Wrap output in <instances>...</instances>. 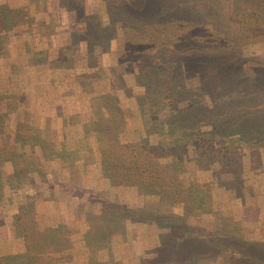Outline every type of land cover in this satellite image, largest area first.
Masks as SVG:
<instances>
[{"label": "trees", "instance_id": "trees-1", "mask_svg": "<svg viewBox=\"0 0 264 264\" xmlns=\"http://www.w3.org/2000/svg\"><path fill=\"white\" fill-rule=\"evenodd\" d=\"M32 1L37 0H28V2ZM58 1L61 5L60 11L65 13V17L69 22L79 26L78 29L72 30L79 32L72 33L73 37L71 39L76 44L71 47V52L80 50L83 54L91 53L94 47L89 41H86V35L94 33L97 34L103 46L108 48L115 45L119 58L123 57L126 61L134 64L137 71L135 85L124 83L121 77L123 81L121 80L120 88L113 89L111 86H107L106 88L110 89L105 88L99 94V107H90L94 127L90 137L99 157L98 165L102 169V173L104 172L108 176L109 188L104 193L102 192L105 199H101L96 195L91 198L84 197V193L90 190L83 188L81 184L74 182V180V187H70L67 202V207L73 206L80 209V217L88 223L89 228L92 224L97 223V230L87 229L85 231L84 236L89 240L87 242L93 246L95 252H100L103 249L107 251L109 261L110 237L114 231L121 227V223L115 217L116 208L121 205L128 214H139L142 217V225L152 226L154 224L156 227L157 243L152 248L157 252V255L141 257L138 264H197V261L205 256L201 249L208 247H212L217 251H226L230 263L264 264V237L251 236L248 230L245 231L234 220L225 222L222 220L224 215L219 219L220 225L227 229L220 230L217 239H225V243H222V240L214 242L212 237H209L205 232L195 234L192 229L173 230L176 221L182 224V216L187 208L192 206L200 209L204 208V197L208 193V190L205 189L207 181L200 180L196 176L200 169H204L199 163L202 160L198 161V159H206L207 156L218 151L211 147L212 143H216L212 140L214 138L223 139L227 144V146L226 144L223 145L227 152L224 149H219V152L224 156L227 153H233L234 157H237V151L233 152V148L235 149L236 146L244 143L253 146L260 142V136L264 133L262 130L264 129V111H262L264 100L261 99L263 96L253 90V84L242 86L245 81L242 76L238 79L241 81L243 79V81L238 84V87L234 88L226 83L227 75L223 73L217 75L216 79L211 80V86L207 84L208 79L206 78L207 92L209 94L212 91L215 92L211 96L212 101L209 100L211 105L207 106L210 109H205L210 113L209 118L204 119V122L200 119L199 113L192 107L194 104L191 103L190 98L184 97L190 90L181 82L183 78L179 82L182 87L176 88L175 86L178 84L179 76H181L179 68L185 74L187 70L183 62L176 61L183 60L188 57L187 55H191L184 51L188 48V42L185 39L189 38L192 41L194 35L203 39L199 33V30L203 28L197 19L198 16L193 15L192 12L184 11V7L179 0H153L155 2L152 8L153 14L146 13L145 8L136 7L137 0H102L104 3L103 14L86 11L84 0ZM40 5L39 11L41 13L36 16L41 18L43 13H49L51 20L56 21L57 12L51 10L47 5ZM257 9L264 17V0ZM202 10L207 11L206 7H202ZM149 15H154V21L149 19ZM0 18L10 27L9 9L4 1H0ZM11 22L15 23V21ZM36 23L42 24V19H37ZM30 26L32 30V25ZM117 26L120 33L117 32ZM153 28H157L159 33L162 32L161 40H158V43L148 38V36L154 35L152 33ZM158 31L157 34H159ZM6 36L8 37L6 39L11 41L15 35L9 32V35L6 33ZM4 37L0 32V39L3 42L6 40ZM39 37L40 42L46 40V44H51V34L49 36L46 35V32H43V35L41 33ZM8 40L7 51L10 53ZM153 46L157 50L149 52L148 50L153 49ZM30 47L31 45L28 42L24 43V48L29 54ZM62 53L61 51L59 55H54L50 63H44L37 68L28 67L30 68L28 69L29 72H32L33 75L36 74L34 75L37 79L35 82H39L43 86L45 96L48 99H52L53 96L52 84H54V80H47L45 69L60 67L66 74L70 72L68 70L69 66L66 65L67 58ZM224 53L221 54L224 55ZM144 54L147 56H144L143 61H148L154 65L151 66L153 69H150L149 74L147 68H150V66L146 68L143 65L144 62L141 61L140 63L139 61ZM27 55L22 52L18 56L23 61L26 60ZM201 56H198L200 61L204 64L208 63V60H204V57ZM222 60L223 57L220 61ZM13 63L16 64L17 62ZM21 64L23 71L29 63L27 61L26 66L23 62ZM70 65H72V62ZM9 72V75H11L12 65ZM71 75L72 72L68 76ZM8 76L1 75L0 77V99L3 101L6 99L4 104L6 109L7 103L12 102L11 97H13L15 90V87L9 83ZM166 78L169 79L166 80ZM164 84L169 89L166 93ZM191 86L192 89L200 90L199 85L191 84ZM207 92L204 93L206 96H208ZM24 94L27 95L26 92ZM257 94L259 97H257ZM150 97L153 99V106L159 105V108L152 109L153 115L145 114L144 111L143 103L150 104L148 100ZM32 98L36 97L31 96L30 99ZM122 99H130L125 109L117 104ZM213 101H217V103ZM206 102L207 99L204 98L205 106ZM196 104L200 105V99L196 101ZM215 105L216 107H212ZM10 107L8 106L7 111H1L0 109V133L3 137L0 155L5 159L11 155V158L7 160L11 162L9 164L14 169L16 164L12 163V158L17 150L16 144L21 148L27 144L26 149L31 150L32 155L35 146H37L39 158H44L47 143L46 140L41 139L36 130L35 132L29 130L28 124L19 121L18 123L14 122L15 119H20L16 115L14 119L10 117V112H14V110H10ZM164 125H167L170 130L169 135L172 132L174 133L175 130L188 135L187 142L195 150V157L190 159L198 161V167L195 171L183 169L180 174V172L174 170L168 160H165L168 154L167 136L169 135L162 131L161 127H164ZM87 136V147L92 153L89 133L87 129L83 128L81 137ZM79 144L81 143L78 141L77 145L79 146ZM81 152L84 153L85 151ZM181 163L183 162L181 161ZM40 164L42 167H37L40 172L39 181L30 178L23 181V184L27 185L26 188L29 193L23 202L17 204L16 211L8 216L7 221L10 223V234L22 239L27 264H54L58 252H60L67 239L64 235L68 225L57 219L56 211L53 217L57 218H52L45 227L41 228L37 223V214L43 212L40 204L44 199L48 198L50 201L61 199L63 191L60 186L61 180L58 177L62 176L63 172L58 169V171L56 170L57 178L47 180L43 176L45 173L44 167L47 166L50 172L52 168L45 165L47 163ZM221 164L224 168L232 167L235 164V174L233 173V175L237 176L236 179L240 178L242 163ZM14 174L18 176L16 169ZM189 180L196 184V192L199 193L194 198H190L185 190V182L190 184ZM43 183L46 184V188ZM232 184V182L230 184L221 182L220 188L228 190L230 197L239 198L241 204L244 205L247 198L241 194L239 189L232 187L234 186ZM129 185L136 186L138 195L152 206L149 207L145 204L146 207L143 204H138L134 207H127L121 203L122 189ZM173 205H180L183 212L171 211ZM219 220L215 223H219ZM151 252H153V249ZM216 258L217 256L213 260H217ZM152 260H155V262L152 263ZM108 261H96V258H94L90 261V264H104ZM0 264H3L1 258ZM117 264L119 263L117 262ZM217 264H220V260H217Z\"/></svg>", "mask_w": 264, "mask_h": 264}, {"label": "rangeland", "instance_id": "rangeland-1", "mask_svg": "<svg viewBox=\"0 0 264 264\" xmlns=\"http://www.w3.org/2000/svg\"><path fill=\"white\" fill-rule=\"evenodd\" d=\"M0 1H4L7 4L10 19L15 21V23L9 21L11 23L9 27L0 18V32L3 37L5 36V39L8 38L6 33L9 35V32L15 35L11 41L6 39L3 42L0 39V55H2L0 56V77L1 75L8 76L12 65V73L8 76V79L9 83L15 87L14 95L11 97L12 102L7 103L6 109L4 105L6 99L4 101L0 99V109L1 111H7L8 106H11L10 110H14V112H10V117L14 119L16 115L20 119L12 121L28 124L29 130H34V132L36 130L41 139L46 140L47 143L44 158H39L37 146H35L34 154L32 155L31 150L26 149V143L23 148L16 144L18 149L14 152L12 158V163L16 164L14 169L9 164L11 162L7 160L11 158V155L7 159L0 155V161H2V164H0V191H2V186L8 185V192L11 194L13 202H16L17 186L20 189L24 188L23 193L26 198L29 190H27V185L25 186L23 181L26 178L39 181L40 172L37 167H42L40 163H47L45 165L52 168L50 172L47 166L44 167L45 173L43 176L47 180L56 179V170L60 169L63 172V174L61 172L62 176L58 177L61 180L60 186L63 191L61 199H56L55 201H50L48 198L44 199L40 204L43 212L37 214V223L41 228L45 227L52 218H57L53 217L56 211L57 219L64 221L68 225L64 235L67 239L60 252H58L54 264H90V261L94 258H96V261H108L107 251L103 249L100 252H95L93 246L87 242L89 240L84 236L87 229L97 230V223L92 224L89 228L88 223L80 217V209L78 207V209L73 206L67 207L68 193L70 187H74L73 183L78 182L83 188L90 190L84 193V197L91 198L96 195L101 199H105L103 193L109 188V179L106 173H102V169L98 165L99 157L94 149V142L90 137L94 128L90 107H99V94L107 86H111L113 89L120 88L122 78L124 83L135 85L137 82L136 68H134V64L126 61L125 58H119L115 45L108 48L103 46L97 34L94 33L86 35V41H89L94 47L91 53L83 54L80 50L71 52V47L76 44L71 39L73 37L72 33L79 32L72 30L78 29L79 26L71 24L65 17V13L60 11L61 5L58 0H37L32 2H28V0ZM179 1L184 7V11L192 12L193 15L198 16L197 19L203 28L199 30V33L204 40L195 35L192 41L189 38L185 39L188 42V48L184 51L191 55H187L188 57L183 60L176 61L183 62L187 70L185 74L179 68L181 76H179V79L177 78L178 84L175 85L176 88H181L182 85L179 82L183 78L181 82L190 90L184 97L190 98L191 103L194 104L192 107L199 113L200 119L204 122V119L207 120L209 118L210 113L206 110L210 109L207 106L211 105L209 100L211 99L212 101L211 96L215 92L212 91L211 94L207 92L208 87L205 80L207 78V84L211 86V80L216 79L217 75H221L220 73L227 75L226 83L231 88L238 87V84H241L240 82L245 79L242 86L253 84V90L262 95L263 98L261 99L264 100V17L261 16L257 9L261 6L262 0ZM83 2L87 8L86 11L96 14L104 13L102 0H84ZM40 4L47 5L51 10L57 12L56 21L51 20L49 13H43L41 18L36 16L41 13L39 11ZM136 4L138 8H145L146 13L153 14L152 8L155 5L153 0H137ZM202 7H206L207 11L204 12ZM148 17L154 21V15H149ZM36 18L42 19V24H35ZM17 25L19 26L17 27ZM30 25H32V30ZM152 30L154 35L148 36V38L158 43V40H161L162 32L159 33L157 28ZM157 31L159 34H157ZM43 32H46V35L48 34L49 36L51 34V44H46V40L40 42L39 36L41 33L43 35ZM117 32L120 33L118 26ZM18 36L21 37L19 38ZM7 40L9 41L10 53L7 51ZM25 42L31 45L30 54L24 48ZM155 50L157 48L153 46V49L148 51ZM61 51L67 58L66 65L69 66L68 70L70 72L66 74L60 67L48 68L45 72L46 78L47 80H54V84H52L54 97L52 96V99H48L45 96L43 86L39 82H35L37 81L36 76H34L36 74L33 75L32 72H29L28 69L30 68L28 67L37 68L44 63H50L54 55H59ZM22 52L28 54L26 60L23 61L18 56ZM223 52H225L224 55L221 54ZM144 56L147 55L144 54L139 59L140 63L141 61L144 62ZM198 56L204 57V60H208V63H202ZM221 57H223L222 61H220ZM27 61L29 64L22 71L21 62L26 66ZM70 61L72 65H70ZM13 62H19V64H14ZM143 65L146 68L150 66V68H147L148 74L150 69H153L151 66H154L148 61H145ZM71 72L72 75L68 76ZM240 76L243 78L242 81L238 79ZM168 79L166 78V80ZM191 84L199 85L200 90L192 89ZM163 86L166 87L164 88L165 93L168 92L167 86L165 84ZM27 90L28 94L30 92L33 94L31 96L36 98L30 99L31 96L29 95L30 97L28 96L27 98L30 101L27 100L26 104L24 93ZM205 92H207L208 96L204 94ZM204 98L207 99L206 106L204 105ZM199 99L200 105H197L196 101ZM148 100L151 105L144 102V111L145 114L153 115L152 109L159 108V105L153 106L151 97ZM129 101L130 99H122L117 104L122 109H125ZM213 102L217 103V101ZM216 105L212 107H216ZM83 128L87 129L89 133L90 147L93 149L92 153L87 147L88 136L81 137ZM161 129L165 134L169 135L170 130L167 125H164ZM262 130L264 132V129ZM178 131L175 130L174 133L172 132L171 135L167 136L169 144L165 160H168L174 170L180 172V174L183 169L195 171L198 167L197 162L202 160L199 163L204 169H200L196 177L207 181L205 189L208 190V193L204 197V208L200 209L196 206L187 208L182 216V224L176 221V226L173 230L192 229L195 234L205 232L209 237H212L214 242H220L222 238L217 239L218 232L226 227L220 225L219 219L224 215L222 220L225 222L234 220L238 226L244 228L245 231L248 230L251 236L264 237V133L260 136V142L253 146L244 143L236 146L235 149L233 148V152L237 151V157H234L233 153H227L226 156L222 155L219 149L225 150L223 145L226 143L221 138H214L212 141L216 143H212L211 147L218 151L213 152L206 159H198L197 161L196 159H190L195 157V150L187 142L189 139L187 138L188 135L181 134ZM1 140L3 142L2 136ZM78 141L81 143L79 146L77 145ZM81 151L85 152L82 153ZM221 163H242L240 178L236 179L237 176L233 175V173L235 174V164L232 167L224 168ZM15 169L18 176L14 174ZM216 173L217 176L215 177ZM11 178H13L12 182L9 181ZM240 180L242 181L240 182ZM189 181L190 184L185 182V190L190 198H194L199 194L196 192L197 186L191 180ZM221 182L226 184L232 182V185H234L232 187L239 189L241 194L247 198L244 205L241 204L239 198L230 197L228 190L220 188ZM43 184L46 188V184ZM120 198L121 203L127 207H134L138 204L152 206L138 195L134 185L123 187ZM171 211L176 213L183 212L180 205H173ZM115 217L121 223V227L114 231L110 237V259L104 264H117V262L119 264H138L141 257L157 255V252L152 248L157 243L154 224L152 226L142 225V217L139 214H128L121 205L116 208ZM217 220H219V223L216 224L215 221ZM4 225L9 226L10 223L7 221ZM256 225L257 227L255 228ZM225 241L224 239L221 242L225 243ZM152 249L153 252L151 254L150 251ZM201 251L205 256L201 257L197 264H217V260H220V264H236V262H229V256L226 251H217L212 247L203 248ZM216 256L217 260H213ZM154 262L155 260H152V263ZM24 264H27V259Z\"/></svg>", "mask_w": 264, "mask_h": 264}, {"label": "crops", "instance_id": "crops-1", "mask_svg": "<svg viewBox=\"0 0 264 264\" xmlns=\"http://www.w3.org/2000/svg\"><path fill=\"white\" fill-rule=\"evenodd\" d=\"M47 70L48 68L45 69V72ZM25 92L28 96L33 95L30 92L28 94V90ZM27 95L24 96L26 104L27 100H29ZM39 96L42 97L40 94ZM1 136L2 135L0 133V146L2 145ZM0 164H2V161H0ZM9 181L12 182L13 178L9 179ZM23 189V187L20 189V187L17 186L16 202H13L14 200L8 192V185L5 184V186H2V191H0V258L3 264H24L26 262L22 239L20 237L12 236L10 234L9 226L4 225L8 220V215L16 211V203L24 201L25 197Z\"/></svg>", "mask_w": 264, "mask_h": 264}]
</instances>
